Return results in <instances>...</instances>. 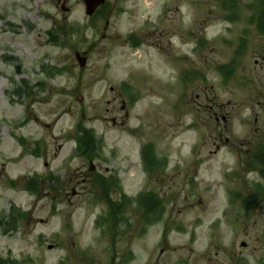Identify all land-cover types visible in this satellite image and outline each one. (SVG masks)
Here are the masks:
<instances>
[{"label":"rangeland","instance_id":"374dc122","mask_svg":"<svg viewBox=\"0 0 264 264\" xmlns=\"http://www.w3.org/2000/svg\"><path fill=\"white\" fill-rule=\"evenodd\" d=\"M228 1L105 0L88 16L83 0H0V258L124 264L130 245L131 264H215L240 240L264 253V193L248 209L228 197L264 185L246 165L264 142V33L248 27L263 5ZM81 128L100 147L77 154ZM148 142L160 164L145 173ZM144 190L164 210L141 239ZM120 193L129 199L103 220Z\"/></svg>","mask_w":264,"mask_h":264},{"label":"flooded vegetation","instance_id":"af4514ba","mask_svg":"<svg viewBox=\"0 0 264 264\" xmlns=\"http://www.w3.org/2000/svg\"><path fill=\"white\" fill-rule=\"evenodd\" d=\"M262 7L263 8H261L259 10V12H260L259 18H260V20H262V24L254 23V24L248 25V27L250 29H252V31H257L258 34L264 33V5ZM239 11H238V13H239ZM241 39H243V38L240 37L239 40H241ZM222 41L229 43L230 40H226V39L222 38ZM209 117H214V119L218 121V116H217L216 111H214L211 108L209 111ZM225 117H226V115L221 116V118H223L224 121H226V118H227V117L226 118ZM258 140H259V138L256 140L254 148L256 147ZM227 141H228L227 139H224L222 141L218 140V143L215 144L216 150H218L220 147H223L220 145V143L225 144V143H227ZM250 159H256V160L258 159V161H262L264 163V153H261V154L251 153V154H249V158L247 159V161ZM247 161H246V165H248ZM118 183L120 184L121 182L119 181ZM145 191H146L145 193H147L148 190H145ZM142 193H143L142 191L138 192L137 197H136L137 202H140L139 203V205L141 207L140 213L142 214L141 225L137 228V237H140L141 239L144 238L145 230L149 226L152 225V223H150L149 220H145V218L146 217L147 218L148 217H154L159 212V209L157 208L156 202L153 201L152 198H150L151 196H148V194L143 195ZM259 193H264V185L260 184L258 186H255L254 190L249 192V194L246 196V199L248 198V201L247 202L240 201L237 204H239L240 207H242V208H246L250 204L255 205L256 202L254 200H256L258 198V195H260ZM160 210L163 211L164 208H162ZM216 223L220 226V224L222 223V220L216 221ZM236 237H237V234L235 233V231H233L232 235H230L228 237L227 244L231 247H234L235 244H233L232 241ZM189 239H190V242H193V240H195V238H193V239L188 238V240ZM196 241H198V240H196ZM217 241H219V240H217ZM256 241H257L258 245L260 244V246H262L264 248V230L261 231L260 234L256 237ZM213 243H214V249H219V243H217L215 241ZM239 245L241 248V249H239V251L232 252L228 257L217 259L215 264H264V253L256 255L257 253L252 251V250L242 252V249L248 250V243L247 242L245 243L242 240H240ZM121 252L124 254L122 256V261L126 262L125 264H131L133 262H136L139 259L138 255L135 253L133 247L130 245H127L126 248H124ZM188 263L189 262H186V261H183V262L174 261L172 264H188Z\"/></svg>","mask_w":264,"mask_h":264},{"label":"trees","instance_id":"16d2710c","mask_svg":"<svg viewBox=\"0 0 264 264\" xmlns=\"http://www.w3.org/2000/svg\"><path fill=\"white\" fill-rule=\"evenodd\" d=\"M96 144L97 143H96L95 138L92 136V134L89 131L83 132L82 134L78 136L77 148L80 152H84V151L89 152L92 149H94ZM261 172L264 175V172L263 171ZM0 264H7V260L0 259Z\"/></svg>","mask_w":264,"mask_h":264},{"label":"water","instance_id":"95a60500","mask_svg":"<svg viewBox=\"0 0 264 264\" xmlns=\"http://www.w3.org/2000/svg\"><path fill=\"white\" fill-rule=\"evenodd\" d=\"M103 1L104 0H84V3L86 5V13L92 14L98 5L104 3ZM75 57L79 61L80 66H83L86 59L84 57H81L78 52H76Z\"/></svg>","mask_w":264,"mask_h":264}]
</instances>
